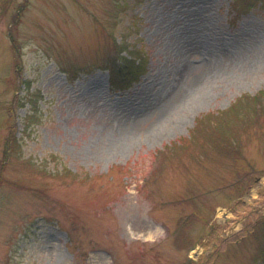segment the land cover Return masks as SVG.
Instances as JSON below:
<instances>
[{
	"label": "rangeland",
	"instance_id": "obj_1",
	"mask_svg": "<svg viewBox=\"0 0 264 264\" xmlns=\"http://www.w3.org/2000/svg\"><path fill=\"white\" fill-rule=\"evenodd\" d=\"M262 225L264 3L0 0V264H264Z\"/></svg>",
	"mask_w": 264,
	"mask_h": 264
},
{
	"label": "trees",
	"instance_id": "obj_2",
	"mask_svg": "<svg viewBox=\"0 0 264 264\" xmlns=\"http://www.w3.org/2000/svg\"><path fill=\"white\" fill-rule=\"evenodd\" d=\"M246 1H247V7L251 6L252 3H256V1H260L261 4L264 3V0H246ZM25 4L26 3L24 2L23 5ZM13 45H14L13 47L15 48V44ZM145 71H146L145 60L141 59L138 62H136L134 58H128V59L122 58V62L120 64L112 66L110 68V87L113 90L125 89L129 87L134 81L138 80L140 75L144 73ZM252 99L257 100L256 97ZM242 100L243 99L239 101L241 102ZM237 106H238V103L231 106V108L225 111L224 114L233 113L234 116L237 117L238 115ZM217 116L218 115L211 116L209 114H206L204 116L199 117L197 119L198 121H197L196 130L203 128L204 130L206 129L207 131H209V134H210L209 136H212V134H214L213 135V138H214L216 137V134H218L221 138H225L227 140L228 136L230 137L229 130L227 132L226 131L219 132V129L221 128V124L225 122L227 123V126L229 127L231 120L228 119L226 115L222 116L221 118H218ZM207 127H210V128L207 129ZM16 145H17V139L15 138L13 134H10L6 139V145H5L6 153L5 154H8L11 151V149H15Z\"/></svg>",
	"mask_w": 264,
	"mask_h": 264
}]
</instances>
